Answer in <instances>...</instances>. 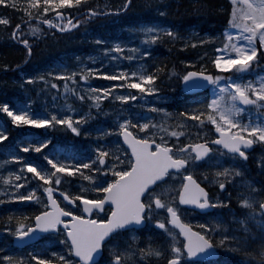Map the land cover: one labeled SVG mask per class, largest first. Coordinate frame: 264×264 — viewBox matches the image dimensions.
Returning a JSON list of instances; mask_svg holds the SVG:
<instances>
[{
    "label": "snow or ice",
    "instance_id": "obj_1",
    "mask_svg": "<svg viewBox=\"0 0 264 264\" xmlns=\"http://www.w3.org/2000/svg\"><path fill=\"white\" fill-rule=\"evenodd\" d=\"M231 4L222 43L211 58L216 74L203 70V66L200 71L176 73L184 89L210 91L204 103L182 109L175 122L166 109L157 108L147 101L144 102L148 109L146 112L135 115L130 111L125 115L124 112L129 107L127 102L143 101L145 96L159 97V65L149 71L151 66L141 61L132 69L120 66L109 73L102 70L103 65L97 69L78 63L73 71H49L46 75L35 76L22 73L21 88L25 87L24 82H43L45 87L41 91L59 87L55 79L49 78L63 79L64 91L59 95L67 100L69 93L74 94L80 101L88 103L89 109L95 108L96 115L100 114L106 98L115 105L111 113L105 112V115L115 117L114 126L95 130L96 144L89 158H83L82 162H77L79 158L75 153L64 154L60 150L55 155L45 152L43 158L47 166L25 162L24 155L9 147L7 162L17 163L19 168L2 176L5 187H0V193L5 199H0V204L35 201L42 203V210L31 217H16L14 230L11 227L13 216L10 215L5 221L9 227L3 231L12 232L18 240L32 239L39 233H52L60 236V243L66 249L47 255H32V262L100 264L98 257H102L107 249L109 259L104 264H129V261H133V264L148 261L151 264L153 259L163 260L164 264H200L204 259L218 256L219 245L232 252L243 251L246 258L255 255L258 264H264V183L257 186L253 180L245 178L242 160H239L247 158V149L254 140L264 142V120L259 117L255 121L241 120L245 106L264 109V74L243 79L246 75L251 76L259 61L264 60V0H231ZM0 6L22 11L26 17L11 27V39L26 50L24 62H27L34 47L32 41L38 42L47 37L42 25H47L49 30L58 29L61 33L72 31L97 15H115L127 10L131 0H123V7L112 8L105 4L103 11L99 7H87L83 13H79L83 19H74L70 14L73 7L84 6L83 0H0ZM155 7L159 9L160 5ZM0 23L11 26L12 19L6 15L0 16ZM141 32L140 47L115 42L111 49H103L104 56L129 61L141 56L149 57L150 51L144 50L143 45L154 43L164 36H177L172 28L149 26L142 27ZM216 39L206 37L205 40H193L192 45ZM100 42L97 40V43ZM125 50L133 55L125 57ZM113 52L118 56L112 55ZM3 67L6 69L9 65ZM97 76L115 82L107 88L84 87L91 77ZM69 82L72 88H69ZM78 84L79 90L76 87ZM32 104L33 101L28 100L27 104L13 108L4 103L0 104V111L6 113L16 126L54 128L61 125L76 135L94 117L91 110L80 115L67 103L60 109L53 103L51 110L46 107L42 114L34 113L30 107ZM62 109H67V114H63ZM156 112L163 114L159 123L152 118ZM207 124L215 129L214 133H210L211 139H204L203 134L198 133L195 142L191 139L181 142L185 136L191 137L187 131L189 125L199 128ZM113 133L118 140L122 138V145L105 147L107 141L100 143ZM89 135V132H84L85 137ZM8 136L9 132L0 125V142H5ZM49 143V139L34 144L21 143L19 149L23 153H40ZM123 145L127 148L121 152ZM61 154H64V159L60 158ZM226 158H231L227 164ZM238 163L239 166H235ZM202 164H207L212 172L201 173V180L198 181L194 169ZM70 178H78L77 184L73 185ZM84 181L88 182L87 185ZM205 181L210 182L216 190L215 197L202 186ZM77 185L78 191L73 192L72 188ZM25 188L27 193L21 194ZM230 188L238 189L235 200L242 215L233 213L232 222L238 224L239 228L230 229L220 215L200 225V230L185 221L183 217L187 207L205 212L231 209L234 197ZM92 193L96 194L94 198H90ZM58 196L62 199H58ZM62 202L67 203L62 206ZM71 205L82 208V213L77 214ZM106 208H110L106 218L83 214ZM157 213L163 216L153 221ZM22 220L29 222L23 223ZM149 222H154L163 230L164 240L156 243L150 240L138 249L137 255L135 243L138 238L134 233ZM128 233L132 235L126 236L123 243L113 239ZM214 236L217 239L214 240ZM9 259L5 257V260ZM12 264H25L24 258ZM241 264L250 262L245 259Z\"/></svg>",
    "mask_w": 264,
    "mask_h": 264
},
{
    "label": "rangeland",
    "instance_id": "obj_2",
    "mask_svg": "<svg viewBox=\"0 0 264 264\" xmlns=\"http://www.w3.org/2000/svg\"><path fill=\"white\" fill-rule=\"evenodd\" d=\"M143 1H144L145 6L142 2L141 4L143 7H146V9L144 8L143 10H140V9H136L135 7L133 12L128 14L127 17L125 18L114 17L111 19L110 18L106 19L103 23H101L99 30H88V29L82 30L81 35L87 38L88 40L87 48L90 49V51L87 53L82 52L78 54V53H72L73 50H71L72 52H70L69 50H66L64 51L62 56L65 54H69L71 56L70 59L69 57H67L68 59L57 58L55 61L44 62L43 60H41V58L37 56L34 60V63L32 62L28 63V65L31 63L32 64L26 70L15 69V68L12 69L11 67H8L10 70H14V71L5 72L4 74L0 75V104L8 103L13 108H19L22 105L27 104L28 100H32L33 104L30 106L32 112L42 114L46 107L49 110H51V106L53 105V103L56 104L57 109H60V106L67 103V104H71L72 107L75 108L78 114L80 115H84L85 112L89 110L93 112L94 117L90 121H87L86 127L91 126V125L99 126L101 123H107V128H110V126L113 125V121L115 117L111 114L105 115V112L111 113L113 108L115 107L111 99L106 98L105 101L102 102V108L100 109V114L96 115L97 110L95 108L89 109V104L80 101L74 94L69 93L67 100H65V98L62 95H59L60 93L64 91L65 81L63 79L56 78V77L49 78V79H55L59 87L50 89V91H41L45 87L43 82H40L38 84H28L27 82H24L25 87L21 88L20 82L23 80L22 73L25 75L35 76V75H41V74L46 75L49 71H64V70L73 71L77 69L78 63L85 64L86 67H92V68H97V69H99L100 66L103 65L102 70L107 71L109 73L115 72L116 68L120 66H122L123 68L132 69L136 66L138 62H141V61L146 66L149 65L146 59H148L150 56L149 57L141 56L138 59H134L132 61H129L125 58H117L113 60L111 59L110 56H104V53H103L104 48L111 49L112 45L115 42L135 44L137 47H140L141 37H142V32H141L142 27L151 26V27L168 28V27H164L163 25H161L163 24V22H161V20H159L158 18L159 16H163L164 14L158 15L156 14L157 11H154L152 13L148 9V5H147L149 3V0H143ZM227 1L231 2V0H227ZM118 2H123V0H83L84 5L89 4L90 6L99 7V8L101 7L103 8L105 4L111 5V4H115ZM168 6L169 5H167L166 8ZM76 8L77 7H73L74 9V11H72L73 13H75V11L77 10ZM17 12H18L17 10L11 7H6L3 10L0 9V16L6 15L11 18V14H15V13L17 14ZM19 12H20V15H16V19L18 20L22 19V16H21L22 11H19ZM140 18H142L143 20L151 18L153 19V21H143L147 24L141 22L140 24L133 25V22L139 21ZM118 22L120 23V25L121 24H126V25H124L123 27L116 26ZM127 24H132V25H127ZM0 25H3L0 27V38H2L1 29H9V28L11 29L12 26H6L2 23H0ZM224 29L225 28H223L222 30L218 32H213V33L207 32L203 30V27H199L198 24L195 23L194 25L183 29L181 33L176 32L177 36L175 38L177 39V42H179L178 43L179 49L182 51L180 55L181 56L180 61L182 62L191 61L192 63L187 64V65L198 66L201 69H202L201 66H203V69H204L205 66L209 65L214 70V74H216L217 70H215L213 65L211 64V58L215 55L216 48L222 43V33ZM6 33L8 36L9 33L7 31ZM7 36L3 40L4 42L3 52L9 54L12 52L11 50H13L11 49L12 48L11 45L13 44L11 43L12 41L11 37L9 38ZM164 37H169V39L170 38L173 39V37H170V36H164ZM164 37L160 38L154 43L143 45L144 50L150 51L151 48L159 45V42L162 41ZM206 37H216L217 39L215 41H207L204 44L197 43L195 46L192 45L193 40H196V41L205 40ZM97 40L101 42L97 43ZM182 44L186 46L181 47ZM112 55L118 56V54L114 52L112 53ZM124 55L125 57H127L133 54L125 50ZM88 58H92V59H88ZM38 60H41V61L36 62ZM93 60H95V63H93ZM261 61H262V64H258L257 66H255L254 73L251 74V76L250 75L244 76L243 79L247 80L249 78H254V76H259L261 74H264V60H261ZM17 65L18 64H16V66ZM112 82H115V81H110L104 77H99V76L91 77L89 83L87 85H84V87L85 88L95 87L97 89L101 87L107 88ZM80 83L82 84L83 82H80ZM159 83H160L159 84V89H160L159 97H157L156 95H152L151 97L145 96L143 101L138 99L135 102H127L129 107L124 109L125 115L129 111L133 115H135L136 113H143V112L148 111V109L145 107V103H144L145 101L149 103H154L157 108H163L161 107L162 105L166 106V105L173 103L174 99L176 102L185 99L184 102L178 103V104H181L180 107H182L185 103L187 104L189 102V100L186 99V96L180 94L179 91L173 92L172 90H174V87L172 85L167 84V80H163L162 82H159ZM72 87L73 85L71 84V82H69V88H72ZM76 87L79 90L80 84H78ZM167 89H170V90L168 91ZM131 91H135V90H131ZM209 91L210 90H208L203 96L193 99L191 108L195 107L199 103H204L205 99L208 96ZM8 99L10 100L8 101ZM62 112L63 114H67V109H62ZM2 113L5 116V119L11 123V118L8 117L6 113L0 111V114ZM167 113L171 114V118L173 122L179 119L178 115H175L174 113L169 112V111H167ZM257 117H259V119L261 120H264V109L258 110L255 107H245V111L241 113L242 121H246L249 119H252L253 121H255ZM152 118L154 119L155 122L159 123L161 119L163 118V114L159 112L153 113ZM13 126L17 128L23 125L21 126L13 125ZM207 126L208 128L204 129L205 126L197 128V127H192L191 125H189L187 131L191 133V138H194V137L197 138L198 133L203 134V138L210 137L211 130L214 127H212L210 124H207ZM86 127H83V129ZM43 128L45 130V135H47L48 137L52 136L53 138H55L57 142L62 141L61 135H65L68 133L71 136L77 137V136H80L82 133L81 132L79 135L73 134L70 129H67L65 126H61V125H57L54 128L49 127V126H44ZM54 131L55 132L57 131L58 133L56 137L54 135ZM51 133L52 135H50ZM113 134L116 135L115 133ZM185 137H189V136H185ZM105 141H107V143H105ZM254 142L258 144L259 149L264 148V142H261L259 140H254ZM100 143H105V146H108V147L113 146L110 141L105 140V139L101 140ZM261 155L262 154L260 153V156H259L260 160L262 158ZM230 159L231 158H226L225 163L227 164ZM235 166H239V163ZM242 169H246V166L243 165ZM205 171L211 174L212 169L209 168L207 164H203L202 166H199L198 168L194 169V172L198 173V177L200 180H201V173ZM9 172H11V170ZM4 175H7L6 170L4 169V166L0 163V186L1 187L4 186L2 183V176ZM254 182L256 183L257 186L261 184L258 181H254ZM84 184L87 185L86 183ZM204 184L208 188H210L211 191H213L214 193L213 196L215 197L217 193H216V190L212 187L211 183L208 181H205ZM76 188L78 191V185L76 186ZM229 191L233 193V197L235 198V195L238 189L230 188ZM95 195H96L95 193H92L90 198H94ZM13 202L15 201H12L6 204H8L7 206H11ZM33 204L34 203H26L24 204V206H34ZM35 205H38V203H36ZM236 205L238 206L237 201H236ZM1 206H3V204H0V210L2 209ZM36 211L37 209H35V212ZM220 212L221 210H217L213 215L208 216L205 220H199L193 217L192 214L189 213V211L184 210L183 218L185 219L186 222L192 224L195 227H198V230H200V225L206 222H209L212 219V217L219 215ZM223 212H225L226 217H223V216L222 217L224 221L228 223L230 229L239 227L238 224H235L232 222V215H233L234 210L224 209ZM10 213H13V212H10ZM15 215H18V214H15ZM102 216H106V214ZM162 216H163L162 213H157L156 217L153 218V221L156 218H162ZM5 221L6 219L3 220L2 226H0V264H12V262L20 260L21 257L24 258L25 264H35V262H32L30 259L32 255L50 254L51 253L50 249L52 247H58V248L62 247L63 248V245H61L60 243V236L55 235V236L45 237L41 241L40 245H35V246L27 247L24 249H18V250L17 249L15 250L14 248V252H12L13 249L11 248V238H13L14 235L12 234V232L3 231L5 227H9V225L6 224ZM148 226H152L154 229H156L158 231L157 235L161 239H158L156 235H153V237H151L149 233H147L145 237H141L138 233L135 232L134 235L138 238L137 242L135 243V248L137 249V255H138V249L147 245L150 242V240L153 243L164 240L165 234L163 233V230H160L158 226L154 224V222H149ZM11 227L14 230L15 219H13V223ZM129 235H132V233L121 234L115 239H118L121 241V243H123L126 236H129ZM213 239L215 240L217 239V237L214 236ZM217 248L219 249L221 248L222 250H225L219 245H217ZM248 251H251V249H248ZM242 253L244 254L243 251L240 254ZM5 257H9L10 259L5 260ZM107 259H109V255H108V251L106 250L105 257L102 261V264H104V261ZM162 261L163 260L157 261L153 259L151 261V264H164ZM129 264H133V261H129ZM137 264H139V262H137ZM143 264H149V262L143 261Z\"/></svg>",
    "mask_w": 264,
    "mask_h": 264
},
{
    "label": "trees",
    "instance_id": "obj_3",
    "mask_svg": "<svg viewBox=\"0 0 264 264\" xmlns=\"http://www.w3.org/2000/svg\"><path fill=\"white\" fill-rule=\"evenodd\" d=\"M170 1V3H169ZM141 2L144 4L143 0L136 1L133 6H130V8L119 14L118 18L124 17L130 13L133 12L134 8L143 10L146 7H143ZM169 3V4H168ZM160 5V8L158 9L155 7V10L152 9L155 5ZM116 7L120 5V2L112 4ZM148 9L153 13L154 11H157L156 14L161 15V12L164 13L163 16H159V20L163 22L164 27L172 28L175 32L181 33L183 29L190 27L194 25L195 23L198 24L199 27H203L204 31H219L226 23L228 19V13L230 9V3L226 0H149ZM169 5L167 8L166 6ZM145 6V4H144ZM87 7H92L89 4L84 5L83 7L76 8L75 13L79 11L86 10ZM6 7L0 6V9H4ZM102 10V7L100 8ZM74 9L72 8L70 14L74 15L72 12ZM19 11L17 14H11V17L16 18V15H19ZM23 13L21 14V16ZM49 14H45V16H48ZM126 25V24H121ZM3 25H0V27ZM89 26V24H87ZM86 25H80L77 29L72 31H67V33H55L50 34V30L44 29L47 33V37L44 39H40L38 42L36 40H33V51H32V60H35V58L38 56L43 60L44 62L47 61H55L57 58H63V59H69L71 56L69 54H65L62 56L64 51L73 50L72 53H87L90 51V49L87 48V38L85 36L81 35L82 30H86L88 27ZM84 27V28H83ZM100 27V26H99ZM83 28V29H82ZM11 34V29H1L2 38H0V72L4 70V65L7 64L9 67L14 69L15 64L17 61L25 56L26 50L19 48L14 45L11 50V53H4V38L7 36L6 31ZM9 34L7 37H9ZM174 39V40H173ZM169 39V37H164L162 41L159 42V45L155 48L153 51L154 56H152V61L150 62L151 67L148 69L151 71L152 68L157 67L159 65L158 70V85L159 82H162L163 80H167V84L172 85L174 87L175 92H180V78L176 73L183 74L185 71L189 69H198V66H195L194 68H190L189 65H187L185 62L180 61V55L182 51L178 47V43L176 38ZM15 44H18L16 41ZM162 43V44H161ZM81 50V51H80ZM41 60H38L36 62H40ZM205 70L211 71L209 66L205 67ZM4 71L9 72L12 71L9 68L5 69ZM171 77V78H170ZM172 82V83H171ZM180 94H182L180 92ZM186 99L189 100V102L184 104L182 107H180L181 104L184 102V100L176 102L175 99L173 103L166 105L165 107L167 110L173 111V113H180L182 109H188L191 105L192 101L189 97L186 96ZM10 99H8L9 101ZM9 124V123H8ZM0 125L4 126L6 129L7 126V120L3 118V116L0 114ZM11 127V125L9 124ZM98 127H102L104 129H107L106 124H100L97 125H91L83 129L80 136H71L70 134L62 135V141L60 143H56L54 138L49 139L50 143L49 145H46L45 149H41L40 153H36L34 151H30V156L28 159V162H36L42 165L47 166V161L44 160L43 156L45 152L52 153L53 155L56 154L57 150H60L62 153L67 154L69 152L75 153L76 156L79 158L77 162H82L83 158H89V153L92 151L93 147L96 144V132L95 130ZM110 127H113L110 126ZM8 131V130H7ZM84 132H89L90 135L88 137L84 136ZM105 140H108L112 143V145H121L120 141L117 139V136L112 135L110 138L105 137ZM8 137L6 138L5 142H0V158L1 159H7V153H8V143H7ZM26 141V140H25ZM39 140H37L38 142ZM39 142H43L42 140ZM184 142L183 140L181 141ZM16 143L20 145L22 142L20 139L16 140ZM29 143H35L34 139H30L28 141ZM108 147V146H105ZM18 152L20 149L17 150ZM124 149H121V152H123ZM64 154L60 155L61 159H64ZM126 159V157H123ZM50 167V166H48ZM4 169L6 170V174L9 173L8 169L6 168V165L4 166ZM4 172V171H3ZM31 174V173H30ZM32 175V174H31ZM30 175V176H31ZM72 179L73 185L77 184L78 178H70ZM84 183H88L87 181H84ZM68 185H65L67 187ZM73 192L77 191L76 186L72 188ZM27 193V192H26ZM0 199H5V197H0ZM25 212L21 215H15L10 213V208H8L6 205L3 206V209L0 210V221L2 224L3 220L6 219L12 215L13 219H16V217H23L27 216L30 211L23 210ZM24 221V220H22ZM256 243H259V241H256ZM242 252V251H241ZM241 252H228V254H222L221 257L217 262L214 264H241V262L245 259H247L250 264H258V260L255 255L245 257V255Z\"/></svg>",
    "mask_w": 264,
    "mask_h": 264
},
{
    "label": "bare ground",
    "instance_id": "obj_4",
    "mask_svg": "<svg viewBox=\"0 0 264 264\" xmlns=\"http://www.w3.org/2000/svg\"><path fill=\"white\" fill-rule=\"evenodd\" d=\"M138 2V1H140V0H132L131 1V6H133L134 4H135V2ZM109 7H112V8H115L116 6L115 5H108ZM93 7V6H92ZM119 7H123V2H120V5H119ZM130 8V7H129ZM129 8H127V10L129 9ZM152 9H154L155 10V6L152 8ZM127 10H125V11H127ZM85 11V10H84ZM84 11H79V12H76V13H74V15H72L73 16V18L74 19H79L80 17H81V15H79V13H83ZM102 11H103V8H102ZM125 11H123V12H125ZM123 12H121V13H123ZM120 14V13H119ZM119 14H115V15H97V16H95L94 18H93V20L90 22V23H84L83 25H86L87 26V24H89V26H87L88 28V30H99V26L101 25V23H103L106 19H111V18H114V17H116V18H118L119 17ZM9 17V16H8ZM125 17H127V15L126 16H124L123 18H125ZM11 19H12V25L11 26H14L15 25V23L16 22H18V19H16V18H13V17H11ZM81 19H83V17H81ZM143 21H153V19H151V18H149V19H145V20H143L142 18H140V20L139 21H135V22H133V25H136V24H140L141 22L142 23H145V22H143ZM145 24H147V23H145ZM82 25V24H81ZM127 25H132V24H127ZM116 26H121V27H123L124 25H120V23L118 22V24L116 25ZM79 27V26H78ZM77 27V28H78ZM76 28V29H77ZM51 32V31H50ZM57 33L58 34H60L61 32L57 29ZM64 33H67V32H64ZM11 37V34H9V38ZM12 42L14 43L15 41L12 39ZM15 46H17V45H15ZM158 46V45H157ZM157 46H154L153 48H151L150 49V57L148 58V59H146L147 60V62H148V64L150 65L151 63V61L153 60L152 59V56H154V50H155V48L157 47ZM11 47L13 48L14 46L13 45H11ZM18 47V46H17ZM11 48V49H12ZM25 50V49H24ZM23 59H24V57H22ZM152 59V60H151ZM30 62H32V63H34V60H32V55H31V58H30V60H28L27 62H24V64H27L28 65V63H30ZM31 63V64H32ZM30 64V65H31ZM152 65V64H151ZM150 65V66H151ZM150 68V67H149ZM15 69H18V67H15ZM12 71H14V70H12ZM6 72V71H5ZM6 120V119H5ZM7 122L11 125V128H15V126H13L8 120H7ZM101 124H103V123H101ZM104 124H106V127H107V123H104ZM20 140L22 141V142H25V140H26V138H20ZM19 149V145L17 146V147H15V150L17 151ZM10 171V170H9ZM21 194H26V191H23ZM26 203H28V201H15V202H13L12 204H11V206H7L8 204H6V203H4L3 204V206L4 205H6L8 208H10V212H13L12 214H18V215H21V214H24L25 212H23V210H27V211H31V210H33V209H35V208H37L38 206H40L41 204L39 203L38 205H34V206H24V204H26ZM3 206H1V208L3 209ZM1 209V210H2ZM21 222H23V221H21ZM0 226H2V224H0ZM14 238H15V236L13 237V238H11V248L13 249L12 250V252H14V248H15V250L17 249H24V248H27V247H31V246H15L14 245V243H13V240H14ZM45 237H43V238H41L40 240L42 241L43 239H44Z\"/></svg>",
    "mask_w": 264,
    "mask_h": 264
},
{
    "label": "flooded vegetation",
    "instance_id": "obj_5",
    "mask_svg": "<svg viewBox=\"0 0 264 264\" xmlns=\"http://www.w3.org/2000/svg\"><path fill=\"white\" fill-rule=\"evenodd\" d=\"M132 1V0H131ZM102 11V10H101ZM19 15H20V13H19ZM82 17V16H81ZM81 17L79 18V19H81ZM22 19H24L23 17H22ZM93 20V18H91V19H89L88 21H87V23H90L91 21ZM55 33H57V29H54V30H52L51 32H50V34H55ZM12 40V39H11ZM11 43L13 44V45H17L19 48H22V49H24L23 48V46H21V45H19V44H15V43H13L12 41H11ZM16 64H18L17 66H16ZM15 64V66L16 67H18V69H21V70H26L27 68H29V66H30V64L29 65H27V64H24V59L21 57L18 61H17V63ZM5 73V71H2V72H0V75H2V74H4ZM22 127V126H21ZM17 128H19V127H17ZM20 138H26V135H25V133L24 132H18V134H17V139H20ZM18 146V143H15V147H17ZM256 153H258V152H256ZM252 156V159H253V157H254V155H251ZM249 160V159H248ZM247 160V161H248ZM256 161H258V159H255L254 160V162H256ZM28 203H34V202H32V201H28ZM36 203H34L33 205H35ZM41 205L40 206H38L37 208H35V209H37V211L38 210H42V203H40ZM35 209H33V210H31L29 213H28V217H31V216H33L34 214H35ZM194 216L195 217H197V218H199V219H202V218H206L205 216H199L198 214H196V213H194ZM29 221L28 220H24V223H28Z\"/></svg>",
    "mask_w": 264,
    "mask_h": 264
},
{
    "label": "water",
    "instance_id": "obj_6",
    "mask_svg": "<svg viewBox=\"0 0 264 264\" xmlns=\"http://www.w3.org/2000/svg\"><path fill=\"white\" fill-rule=\"evenodd\" d=\"M182 88H183V86H182ZM204 90H206V89H201V90H198V91L193 92V91H189V90H186V89L183 88L184 93H186V94H191V95H192V94H197V93L203 92ZM121 142H122V144H123L122 138H121ZM123 146L127 148L126 145H123ZM251 148H252V145L249 146L248 150L251 149ZM65 203H67V202H65ZM71 206L74 207L75 205H71ZM187 208H188V209L198 210V211H200L201 213H205L204 210L195 209L194 207H187ZM81 209H82V208H81ZM97 212L102 213L101 210H97ZM208 212H209V211H208ZM83 214H84V215H92L93 213H83ZM143 226H144V225H143ZM143 226H140V227H143ZM61 227H62V226H61ZM44 234H48V233H39L37 237L32 238V239L18 240V239L15 237L14 240H13V243H14L15 246H26V245H29V244H33V243H35L36 241H38V239L41 237V235H44ZM217 257H218V256H216V257H214V258H207V259H204V260H202V261H206V260H209V259H215V258H217ZM98 259H99V257H98Z\"/></svg>",
    "mask_w": 264,
    "mask_h": 264
}]
</instances>
